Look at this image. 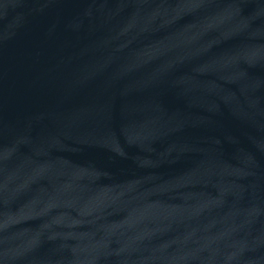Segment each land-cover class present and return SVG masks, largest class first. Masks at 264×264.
<instances>
[{
	"label": "water",
	"instance_id": "water-1",
	"mask_svg": "<svg viewBox=\"0 0 264 264\" xmlns=\"http://www.w3.org/2000/svg\"><path fill=\"white\" fill-rule=\"evenodd\" d=\"M0 264H264V0H0Z\"/></svg>",
	"mask_w": 264,
	"mask_h": 264
}]
</instances>
